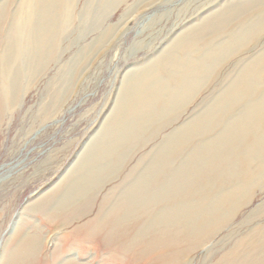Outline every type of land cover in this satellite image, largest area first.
Here are the masks:
<instances>
[{
	"label": "rangeland",
	"instance_id": "rangeland-1",
	"mask_svg": "<svg viewBox=\"0 0 264 264\" xmlns=\"http://www.w3.org/2000/svg\"><path fill=\"white\" fill-rule=\"evenodd\" d=\"M239 1L242 0H71V19L67 27L60 23L61 18L56 25L52 24L51 31L45 36L49 38L54 34L52 55L42 64L44 55L36 58L37 50L26 51L16 64L19 76L16 88L19 89L15 99L4 103L0 93V264H147L132 257L137 251H133L135 246L128 245V240H118L120 235L114 229H101V237L89 239L80 235L72 239L67 235L78 229L85 231L87 227L92 231L99 218L104 217L112 206H116V215L119 207L115 205L116 199L137 175H145L141 170L155 152V145L204 107L217 87L224 85L222 79L232 73L238 59L261 51L264 32L244 51L233 53L209 73L194 99L187 102L183 110L168 114L161 121L152 120L133 143L127 142V147L105 157L102 162L115 166L117 158L127 153L117 171L106 178L107 182L102 180L97 188L84 196L80 193L79 199H73V204L65 211L58 210L59 206L69 201V191L79 181L80 165L93 160L103 139V128L120 99L125 98L129 77L158 59L183 32L200 23L204 16L224 4ZM21 5L22 0H0V53L4 51L9 35L15 34L8 26ZM61 10L58 2L51 16H59ZM102 34L106 38L99 42ZM26 35L25 32L24 37ZM21 42L24 47L28 39ZM172 87L170 83L169 88ZM173 99H159L149 106L158 114ZM244 102L231 109L241 107ZM218 130L219 127L211 134ZM97 139L100 140L97 142ZM192 144L193 141L185 146L181 160L177 159L168 169L175 170ZM174 159L172 157L170 162ZM155 178L146 180L151 184L139 191L140 197L153 191L152 184L157 181L158 185L164 175ZM217 184L221 186L218 181ZM256 188L248 201L242 202L241 208L230 214L228 225H225L227 220L215 223L214 230H219L215 235L204 237L202 241H191L186 246L180 242L181 245L171 252L172 264H264V260L256 259L264 256L259 239L253 249L249 248L250 244L243 246L241 243L245 237L259 236L258 229L264 226V213L260 212L263 216L256 215L264 203V181L257 183ZM176 200L172 198L170 202ZM130 202L127 200L124 205L128 206ZM155 205L152 204L147 212ZM152 211L150 213L157 210ZM169 211L176 214L181 210ZM184 212L196 211L191 207ZM26 236L42 238L39 248L23 261L22 256L13 260L12 252ZM158 241L156 247L172 245L167 243L168 239ZM227 253H233L228 262L223 260Z\"/></svg>",
	"mask_w": 264,
	"mask_h": 264
},
{
	"label": "bare ground",
	"instance_id": "bare-ground-1",
	"mask_svg": "<svg viewBox=\"0 0 264 264\" xmlns=\"http://www.w3.org/2000/svg\"><path fill=\"white\" fill-rule=\"evenodd\" d=\"M58 2L62 10L59 16L52 17L51 13ZM70 8L71 0H22V5L12 16L8 26L15 34L9 35L4 51L0 53V83L6 85H0L4 103L11 102L17 94L19 76L16 64L19 59L26 51L37 50L36 58L45 56H42L43 64L52 55L55 47L54 34L46 38L47 31H51L52 24L56 25L61 18L60 23L67 27L71 19ZM235 22L237 23L234 27L229 28ZM25 32L27 35L24 37ZM262 32L264 0H242L235 4H224L204 16L200 23L189 27L158 59L143 68V71L131 75L125 98L120 99L111 119L103 128V139L93 160L80 165L81 174L77 177L79 181L69 191V201L61 204L58 210L65 211L73 204V199H79L80 193L84 196L97 188L102 180L105 182L108 176L117 171L127 153L117 158L115 166L102 162L105 157L124 146L127 147V142L133 143L152 120L161 121L166 115L186 106L201 89L209 73L233 53L237 54L241 49L244 51ZM24 38L28 42L23 47L21 40ZM105 38L102 34L97 40L102 42ZM232 69V73L222 79L224 85L217 87L214 96L212 95L200 111L162 137L155 145L156 150L150 155L146 167L140 169L141 173H148V176L137 175L135 180L128 183V189L116 199L115 205L119 206L116 215V206L111 205V209L104 217L99 218L100 221L92 227V231L89 227L85 231L78 229L67 237H101V229H114L120 235L118 240H128V245L135 246L133 251H137L132 257L137 261H145L147 264H172L174 257L171 252L176 247L183 243H186L184 246L189 245L191 241H202L204 237L211 234L212 237L219 231L214 230L215 223H225L232 212L241 208L242 202L248 201L257 183L264 181V47L251 57L238 59ZM170 83L173 84L172 88H169ZM165 98L174 99L158 114L153 112L149 103ZM243 100L245 102L241 107L231 109ZM225 114L227 116L224 118ZM217 127L218 132L211 134ZM191 140L193 144L190 151L180 161V155L185 146L191 144ZM189 141L191 142L187 144ZM112 147H116L115 150ZM172 157L175 159L170 162ZM177 159L180 160L175 170L168 169ZM161 175L164 178L158 185L157 181L152 184L154 190L140 197L139 191L151 184L150 180L147 182L148 179H157ZM217 181L221 186H218ZM172 198H177L178 203L170 202ZM127 200L131 202L125 206ZM154 203L156 205L150 212L155 209L157 211L148 213L147 209ZM191 207L196 212H184ZM177 208L181 211L170 213L169 210ZM166 210L169 213H164ZM260 212L264 213V203L256 215L263 216ZM230 222L227 220L225 225ZM258 230L259 236H248L241 241L243 246L250 244L249 248L253 249L254 243L259 239V247L264 248V226ZM41 239L38 236L20 239L17 250L12 252V259L22 256L23 261L39 248ZM158 239H168L167 243L172 245L156 247ZM232 255L233 253H227L223 260L228 262ZM256 259L261 262L264 256Z\"/></svg>",
	"mask_w": 264,
	"mask_h": 264
}]
</instances>
